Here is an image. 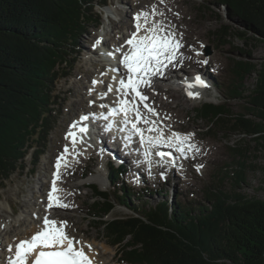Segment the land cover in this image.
<instances>
[{"label":"rangeland","instance_id":"374dc122","mask_svg":"<svg viewBox=\"0 0 264 264\" xmlns=\"http://www.w3.org/2000/svg\"><path fill=\"white\" fill-rule=\"evenodd\" d=\"M155 2L160 4L169 2L167 12L178 17L177 21L180 23L173 22L176 24L172 26H175L177 30L172 27V32L183 37V32H180L177 27L186 26L190 32L193 31L191 39H187L186 42L198 56V59H192L193 62L190 64L188 57L187 63L182 58L179 64L173 66V70L168 71L169 74L174 79H180L185 74L190 76L199 69L210 79L213 88H205L201 98L192 100L185 92L173 89L170 81L158 80L164 90L160 93L158 90H153L152 94L158 95L159 102L165 108L168 107L178 114L179 120L176 117L175 122L182 125V129L172 122L169 123L173 114L171 111H164L165 114L168 113L166 114L168 117L162 118L163 121L158 119L157 115H154L156 118L153 119L158 122V126L164 133L172 134L182 131L193 134L192 141L190 140L189 143L210 145L215 153L210 158L193 161L192 158L197 155L198 150L195 146L191 152L193 150L196 152H190L189 157L175 154L177 161L173 163L175 168L149 175L143 172L145 179L143 177L135 181L133 179L136 175L129 170L119 178L120 180L115 179L111 173V164L102 158L101 154L99 157L96 150L91 149L82 151L81 158L77 160L74 158L75 161L62 179V195L77 196V198H74V204L70 205L71 210L59 211L60 219H69L67 225L73 234L70 232V235L79 238L78 241L85 247L88 245L97 247L99 257L104 263L130 264L123 261L124 259L117 263L119 257L123 258L124 247L113 245L111 243L113 238L109 237L100 222L93 221L90 215L99 210V207L95 206V186L103 191H109V197L112 200H116L118 195L116 190L124 187L132 188L135 194L129 202L132 209L116 204L105 217L106 220L132 215L135 206L142 209L156 204L162 197L169 200L177 199L184 205L195 208L202 204L210 206L209 198L214 192L223 193V197L233 198L242 194L249 198L264 199V148L252 136L230 132L225 126L210 123L199 115V109L205 102L225 105L235 114L247 111L249 88L255 85L257 76L253 72L243 78L240 77L234 71L235 62L247 61L254 64L262 62L264 44L255 41L250 35L246 40L223 37L222 27H241L238 19L230 15L229 7L224 2L216 0H95L92 14L98 22L87 23L83 32L75 37L68 50L69 64H63L60 75L51 84L50 109L52 111L45 132L32 138L23 149L25 156L22 162L20 161L22 166H18L7 179H0V231H5L3 237L0 235V244L5 239L12 245L14 241L11 243L10 239L16 234H19L20 238L31 236L33 235L32 227L42 223L45 200L51 189L50 179L53 177L57 158L64 152L68 142L66 134L70 123L76 119L79 120L84 112L89 114L90 108L96 107V102L89 98L95 91L92 87L93 81L104 78L108 83L110 82L109 71L105 63L99 60L103 58V54L94 52L98 49V46L93 47L94 41L100 37L107 39L106 46L99 45V50L101 47L105 50L117 48V44L122 43L133 30L134 16L143 10L149 13L153 10V6L156 8ZM110 5H118L115 12ZM160 20L167 25L166 19L158 21ZM126 21L130 23L124 24ZM177 23L181 25L177 26ZM76 101L81 102L83 107L80 109L74 107ZM157 102L158 99L153 105ZM157 110L158 108H155L156 112ZM151 116V113H147L145 119L152 120ZM129 167L132 166L129 165ZM99 172L103 180L85 183L88 176ZM139 172L141 174V171ZM21 218H25L22 226L19 222ZM10 224H16L15 230L8 233ZM24 229H29L28 235H24Z\"/></svg>","mask_w":264,"mask_h":264},{"label":"trees","instance_id":"16d2710c","mask_svg":"<svg viewBox=\"0 0 264 264\" xmlns=\"http://www.w3.org/2000/svg\"><path fill=\"white\" fill-rule=\"evenodd\" d=\"M229 7L241 27H222L223 37H250L264 44V0H216ZM95 0H0V179H7L22 162L27 144L45 132L52 105L51 84L69 64L68 50L89 22ZM243 78L255 73L249 88L247 111L231 112L225 105L207 104L200 117L248 134L264 148V59L235 62ZM236 92V91H235ZM119 179L122 170L111 166ZM123 175V174H122ZM96 188L97 212L112 244L123 246L130 264H264V199L223 197L214 192L211 205L198 208L179 200H161L135 206L133 214L106 220L117 205H130L132 188L109 191ZM157 194H159L157 192ZM124 243V245H123Z\"/></svg>","mask_w":264,"mask_h":264},{"label":"snow or ice","instance_id":"6c2138e0","mask_svg":"<svg viewBox=\"0 0 264 264\" xmlns=\"http://www.w3.org/2000/svg\"><path fill=\"white\" fill-rule=\"evenodd\" d=\"M157 15L163 16V13H158L155 6L151 13L143 11L137 13L133 18L135 31L131 32L129 38L114 52L107 53L113 57L116 56V52L120 53L118 63L123 66L124 71L120 73L118 84L115 87L116 94L120 96L118 105L112 107L104 119L107 121L110 117L122 115L125 128L130 130L131 134L138 135L140 143L144 145L145 157L150 155L153 146L165 144L169 148H176L179 153L186 156L187 152L195 147L189 143L193 134L185 135L173 132L170 137H165L164 131L158 126L157 121L144 118L141 105L137 102V100L142 102L148 99L143 94L142 88L151 87L153 77L163 76L170 65L178 62L179 49L182 47L177 34L172 32L170 26L162 20H156ZM149 16L152 18L151 26L148 21ZM102 42L103 37L98 38L94 41L93 47L99 46ZM114 71L120 72V69L117 68ZM116 79L113 77V80ZM93 83L96 84L99 81H93ZM196 83L201 87L208 86L199 76L196 77ZM113 91V85H108L105 95ZM188 95L195 97L199 93L189 91ZM130 96L132 99H129ZM101 107L104 106L101 105ZM142 107L149 113L158 115L155 109L147 103H144ZM130 112L134 115V119H129ZM88 119V115L80 117L81 121ZM140 124L148 127L145 129L140 127ZM77 127H79L78 133L75 131ZM108 127L110 129L111 125ZM86 132L87 128L79 126V122H76L67 132L66 138H70L72 144H76L77 137H82V134ZM145 132L148 134L145 135ZM152 133H157V135ZM68 152L69 148L66 146L64 152L57 158L56 172L48 195L49 208L53 207L52 201H55L58 207H68L57 195L59 192L57 179L60 177L61 162ZM171 155V152L159 153L161 158ZM66 227L67 221L59 222L58 226L56 220L45 216L41 229L35 232L30 239L19 240L15 244V250L12 245H9L8 251L12 255L8 257V264H93L83 246L75 245L74 238L67 234ZM88 247L92 246L88 245Z\"/></svg>","mask_w":264,"mask_h":264},{"label":"bare ground","instance_id":"6f19581e","mask_svg":"<svg viewBox=\"0 0 264 264\" xmlns=\"http://www.w3.org/2000/svg\"><path fill=\"white\" fill-rule=\"evenodd\" d=\"M170 1V0H169ZM154 2V1H153ZM155 5H156V11L158 12V13H163V16H159V15H157L156 16V20H159V19H166L167 20V25H169L170 26V28H171V30H172V25H174V24H176V23H174L173 24V22L174 21H177V19H178V17H176V16H172L171 15V13L170 12H167L168 10H167V7L168 6H170V3L169 2H166V3H164V4H160V3H157V2H155L154 3ZM174 4V3H173ZM173 4H171L172 6H173ZM159 7H161L162 9H160ZM173 9H175L174 7H173ZM178 11H179V9H178ZM136 12V11H135ZM143 12H145V11H143ZM152 11H150L149 13H151ZM148 21H149V24L151 23L152 24V18H151V16H149V18H148ZM184 21V20H183ZM143 22V21H142ZM178 22V21H177ZM130 22L129 21H126L124 24H129ZM178 23H180V22H178ZM177 23V24H178ZM132 24V23H131ZM117 25H119V23H117ZM179 25H181V24H178L177 26H179ZM175 27V26H174ZM173 27V28H174ZM184 27V26H183ZM181 28V27H177L179 30H180V32L182 31L183 33V37H181L180 35H178V33H177V38L180 40V42H181V44H182V47L179 49V57H178V62H180V60L183 58V60L185 59V62L187 63V60H188V58H189V64L190 63H192L193 61H192V59H198V56L197 55H195V53L193 52V49L192 48H190L189 47V43H187L186 42V40L187 39H191V34L193 33V31L192 32H190V30H188L187 28H186V26L184 27V28ZM192 27V26H191ZM181 28V29H180ZM175 29H176V27H175ZM192 29V28H191ZM177 30V29H176ZM125 36V35H124ZM195 39V38H194ZM193 41V40H192ZM104 47L106 46V44H107V39H103V42L101 43ZM123 44V43H122ZM118 47H120L119 45H118ZM109 49V48H108ZM97 51H99V48L98 49H96L94 52L96 53ZM188 57V58H187ZM182 61V60H181ZM178 62H175L173 65H176ZM179 64V63H178ZM181 65V64H180ZM184 65V64H183ZM182 67V66H181ZM173 66L172 65H170L168 68H167V70L169 71V70H173ZM170 72H172V71H170ZM196 74H198V76L201 78V79H204L205 81V83L208 85L207 86V88L208 89H211V88H213L212 87V83H211V81H210V79L209 78H207V75L204 73V72H200V70L198 69L197 70V72H195ZM180 74V73H179ZM186 75V74H185ZM182 76V77H180V79L179 78H177V79H179V80H182V81H186V82H188L187 84L189 85L191 82L190 81H188V77H187V75L186 76ZM168 76H170L172 79H174L170 74H169V72H168ZM97 79H99V78H97ZM103 80V79H102ZM102 80H101V82H102ZM111 85H113V88H114V84H113V81L111 82ZM78 86V85H77ZM93 86V88L95 89V88H97L95 85H92ZM99 87H101V85L99 86ZM116 87V86H115ZM192 87L191 86H189V87H187V89L189 90V89H191ZM80 89V88H79ZM157 90H158V92L160 93V92H162L163 90H164V88L163 87H160V84L158 85V87L156 88ZM114 90H115V88H114ZM205 91V90H204ZM179 92V91H178ZM87 94H85V96H86ZM107 95V94H106ZM112 96V99H110L109 98V100H113V95H111ZM89 98H92V99H94L93 97H89ZM158 99V104L156 105V107H154V108H158V110H157V112L156 113H158V115H157V117H158V119H161L162 121H163V119L162 118H165V117H168L167 115H168V113H166L165 114V110H167L166 112H170L171 111V113H173L172 114V117H171V120L169 121V123H174V124H176L177 122H175V118L177 117V119H178V114L174 111V110H172V109H170V108H168V107H164L163 105H162V103H160L159 101V97H158V95H155V96H152V98L150 99V100H157ZM147 101V100H146ZM139 102H141V101H139ZM138 102V103H139ZM145 102V101H144ZM162 102V101H161ZM164 103V102H163ZM167 105H168V103H167ZM168 106H170V105H168ZM74 107H76V108H82L83 107V104L81 103V102H78V101H76L75 103H74ZM165 108V109H164ZM162 109V110H161ZM159 110H160V112H159ZM170 113V114H171ZM175 113V114H174ZM85 113H82L81 114V116H83ZM156 116V115H155ZM154 115H153V118H156ZM161 117V118H160ZM170 118V117H169ZM157 120V119H156ZM160 120V121H161ZM179 120V119H178ZM177 121V120H176ZM168 123V122H167ZM179 128H181V126L182 125H180V124H176ZM141 126V125H140ZM177 127V128H178ZM182 129V128H181ZM148 134V133H147ZM153 135H156L155 133H152ZM168 137H170V136H168ZM196 137V136H195ZM191 140V139H190ZM192 141V140H191ZM101 144L99 145V149H100V151H99V154H101L102 155V158H104L105 160H107L108 162H118L119 164H125V166L127 167L128 166V168H131V167H129V165L130 166H133V168H136L134 165H137V166H139L140 168H142V167H144L145 168V170H146V167L147 168H150V162H147V166H145L140 160H138V159H136V160H134L133 161V159H130L131 157H128V154H126L125 153V151L122 149V147L118 144V143H105V141H102V142H100ZM69 144H70V142H69ZM78 145V144H77ZM72 146H76V145H72ZM197 148H198V150H197V155L196 156H194L192 159H193V161H199V160H202V159H207L208 157L210 158V157H212L213 155H214V153H215V150H214V148H212L210 145H207V146H205L204 144H203V146H202V144L201 143H199V144H197V145H195ZM73 148V147H72ZM207 148H208V150H207ZM194 149H195V147H194ZM206 149V150H205ZM71 149H69V157H70V160H71V163H73L74 162V153L75 152H73V153H71V151H70ZM191 152V149L187 152V154H189ZM192 152H196V150L194 151H192ZM191 152V153H192ZM117 154V158H115L112 154ZM147 158V157H146ZM132 160V161H131ZM147 160V159H146ZM153 165H157L158 163H159V161L157 160V158H153ZM142 166V167H141ZM74 167V166H73ZM76 167H77V165H76ZM130 173H133V174H136L134 171H133V169L131 170V171H129ZM143 172H145V171H143ZM102 176V174L99 172V173H97V174H94V175H92V176H88V180L85 182V183H93V181L94 180H103V177H101ZM124 176V175H123ZM122 176V177H123ZM145 176V173H142V175L141 176H134V180L135 181H139V180H141V178H143ZM121 178V177H120ZM144 179H145V177H144ZM85 181V180H84ZM44 185V184H43ZM74 186V185H73ZM76 187V186H75ZM63 194V191L62 192H60V193H58V196H60L59 198H60V200L63 202V203H65V204H67L68 205V207H58L57 205H56V202L55 201H52L51 203L53 204V207H51V210L49 211L50 213V218H52L53 220H56L57 222H58V226H59V222L60 221H67L68 222V220L69 219H60V217H59V211H64V210H71L70 208H72V207H70V205H72V204H74L73 203V201H75L74 200V198H77V196H71V197H69V196H66V194H64V195H62ZM75 195V194H74ZM50 202H48V200L46 201L45 200V205H46V207L48 206V204H49ZM43 211H44V209H43ZM45 212V211H44ZM65 214V213H64ZM57 217H59V219L57 218ZM70 218V217H69ZM19 222H20V226H22V223H25V218H21L20 220H19ZM15 225L16 224H10V229H8V233H10V232H12V231H14L15 230ZM41 226H42V224L41 223H38V224H36L34 227H32V231H33V233H35V232H37L38 230H40L41 229ZM66 231H67V234L70 236V237H72V235H70V232H71V229H70V227H69V225H67V227H66ZM1 232V236L3 237V234H4V230H1L0 231ZM29 234V229L27 230V229H24V235H28ZM22 235V234H21ZM26 238H28V237H19V234H16V235H14V237L13 238H11L10 239V241H11V243H12V241H14L13 242V244H12V246H13V250H15V244L19 241V240H22V239H26ZM8 242H9V240H6L5 241V239L3 240V242H1V244H0V260H1V264H8V257L10 256V255H12V253H9V251H8V248H9V245H11L10 243L8 244ZM77 242V245L79 246V245H81V242L80 241H76ZM87 245V244H86ZM92 246V245H91ZM80 247V246H79ZM83 248L84 249H86L87 250V254H88V256L92 259V261H93V263L94 264H106V263H104L101 259H100V257H99V249H97V247H91V248H89V247H85V246H83ZM104 249H105V247H104ZM107 252V251H106ZM113 257V256H112ZM118 260H119V262H117V263H120L121 261L120 260H122V257H119L118 258Z\"/></svg>","mask_w":264,"mask_h":264},{"label":"clouds","instance_id":"9594fccd","mask_svg":"<svg viewBox=\"0 0 264 264\" xmlns=\"http://www.w3.org/2000/svg\"><path fill=\"white\" fill-rule=\"evenodd\" d=\"M110 7L112 8V11L115 12L116 7H118V5H115V6L110 5Z\"/></svg>","mask_w":264,"mask_h":264}]
</instances>
